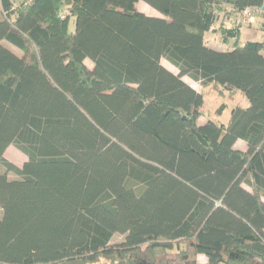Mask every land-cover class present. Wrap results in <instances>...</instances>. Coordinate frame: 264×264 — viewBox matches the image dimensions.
Instances as JSON below:
<instances>
[{
    "label": "trees",
    "instance_id": "obj_1",
    "mask_svg": "<svg viewBox=\"0 0 264 264\" xmlns=\"http://www.w3.org/2000/svg\"><path fill=\"white\" fill-rule=\"evenodd\" d=\"M262 3L0 0V264H264ZM183 77L248 105L199 124Z\"/></svg>",
    "mask_w": 264,
    "mask_h": 264
},
{
    "label": "rangeland",
    "instance_id": "obj_2",
    "mask_svg": "<svg viewBox=\"0 0 264 264\" xmlns=\"http://www.w3.org/2000/svg\"><path fill=\"white\" fill-rule=\"evenodd\" d=\"M19 0H13V2L17 5ZM136 8L139 12L144 13L145 15L149 16V17H161L156 11H154L153 9H151L149 6H147L146 4H144L143 2H139L138 4H136ZM157 15V16H155ZM221 17H223V14L221 13L220 15ZM219 16V17H220ZM235 18V17H234ZM233 18V19H234ZM238 20H240L241 22V26L243 27V37H241V41H255L258 42L260 41L261 38V31H260V27L261 25L264 23V15H255L253 14L250 18H244L242 16H240V18H238ZM230 25L228 22H226V26ZM218 26V23L215 25ZM68 30L69 32H73L74 31V21L71 20L69 26H68ZM206 41L208 44L210 45H216V46H220L222 48H226L229 46V44H225L222 42L221 40V36L219 33H215V31L210 32L206 35ZM11 50L13 52H15L16 54L17 51L13 48H11ZM162 65L167 68L170 69L172 71H176L171 65H169L165 60L161 61ZM85 65L88 68L92 67V64L90 61L86 60L85 61ZM186 81L189 82L188 78H184ZM191 85H193L196 90L198 92H200L203 96V117L200 118L199 120V124H203L206 121H212L214 123H220L224 126H228L229 121H230V115H231V111L234 108H245L248 103L245 100V98L240 94V93H226V92H220L218 91L217 87H213V86H207L205 88H202L199 84H194L192 83ZM223 106L224 110L221 113V115H217V110ZM243 143L242 142H238L237 143V148H243ZM4 158L12 163L13 165H15L16 167H21L25 161L26 158L24 155H22L17 149H15L13 146H9L7 148V150L4 153ZM3 169L0 167V173H3ZM8 178L9 179H14V176L12 174L8 173ZM243 188H245L246 190L250 191V189L243 185ZM0 217H1V210H0ZM122 240V236L120 235H115L112 240H111V244H116L121 242ZM176 248V246H175ZM170 252V251H169ZM171 252H176V249H174Z\"/></svg>",
    "mask_w": 264,
    "mask_h": 264
},
{
    "label": "crops",
    "instance_id": "obj_3",
    "mask_svg": "<svg viewBox=\"0 0 264 264\" xmlns=\"http://www.w3.org/2000/svg\"><path fill=\"white\" fill-rule=\"evenodd\" d=\"M227 12V11H226ZM155 16H157V15H155ZM232 17H234V16H231V18ZM224 18V15H223V17H221L220 16V19H219V21L217 22L218 23V26H215L214 27V30H213V32L215 31V33H219V32H217V29L219 28V26H220V24L221 23H223L224 25H226V22H228L229 24H231L232 22H233V18L232 19H229V20H227V19H223ZM228 26H230V25H228ZM212 32V31H211ZM242 32H243V27H241L240 28V33H241V37H243V34H242ZM210 33V32H209ZM208 34V33H207ZM207 34H205V37H204V40H205V44L208 46V47H210V48H212V49H216V50H220V51H225V50H227L226 48H222V47H220V46H216V45H210V44H208L207 43V41H206V35ZM241 37H240V39H241ZM222 40V39H221ZM223 42V41H222ZM242 43H244V42H247V41H241ZM167 69V68H166ZM170 72H172V73H174V74H177V71H172V70H170V69H168ZM185 77H183L182 78V80L186 83V84H188L190 87H192L197 93H200V92H198L197 90H196V88L193 86V85H191L192 83H194L193 81H191L189 78H188V80H189V82L188 81H186L185 79H184ZM187 78V77H186ZM194 84H197V83H194ZM201 94V93H200ZM198 263L199 264H205L206 263V258L204 257V256H199L198 257Z\"/></svg>",
    "mask_w": 264,
    "mask_h": 264
},
{
    "label": "built area",
    "instance_id": "obj_4",
    "mask_svg": "<svg viewBox=\"0 0 264 264\" xmlns=\"http://www.w3.org/2000/svg\"><path fill=\"white\" fill-rule=\"evenodd\" d=\"M253 14L255 15H264V0L260 7L254 9V10H246L243 13L244 18H250Z\"/></svg>",
    "mask_w": 264,
    "mask_h": 264
}]
</instances>
